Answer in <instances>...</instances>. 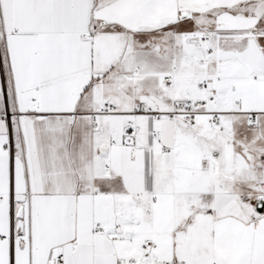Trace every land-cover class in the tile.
<instances>
[{
    "label": "snow or ice",
    "instance_id": "6c2138e0",
    "mask_svg": "<svg viewBox=\"0 0 264 264\" xmlns=\"http://www.w3.org/2000/svg\"><path fill=\"white\" fill-rule=\"evenodd\" d=\"M0 264H264V0H0Z\"/></svg>",
    "mask_w": 264,
    "mask_h": 264
}]
</instances>
